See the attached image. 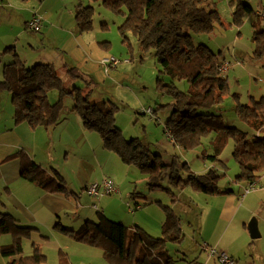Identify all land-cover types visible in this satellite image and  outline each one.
Segmentation results:
<instances>
[{"label":"rangeland","instance_id":"374dc122","mask_svg":"<svg viewBox=\"0 0 264 264\" xmlns=\"http://www.w3.org/2000/svg\"><path fill=\"white\" fill-rule=\"evenodd\" d=\"M79 1L10 0V9L0 7V54L7 47L13 46L26 65L33 63L42 55L50 56L49 63L60 73L70 89L75 88V93L80 92L84 95L91 89L89 102L104 101L116 106L115 124L125 140L137 138L148 144L153 153L159 152L165 162H169L170 156L176 155L187 163L190 171L196 174L204 173L213 166L203 158V153H211L207 141L203 143L204 147L183 151L174 145L164 132L165 123L172 110L170 105L172 99L162 94L156 84L159 67L152 50L142 51L131 32L127 31L122 35L118 27L124 22V14L113 13L99 2L81 0L83 5H91L94 8V16L92 29L78 34L73 12ZM209 1L210 8L217 11L218 21L214 23L210 32L193 34V41L195 44L207 45L224 60L226 67L223 71L229 86V92L223 96L221 103L224 119L241 130L249 131L235 113L236 102L233 94L239 96L241 103L248 102L250 97L255 99L264 97V65L254 58L251 41L254 29H264V0ZM239 1L251 6L255 12L246 15L241 25L237 26L231 22L232 13ZM3 12H7L8 15L5 16ZM34 13V16L43 18V22L46 23L44 30L37 33L28 30L24 23V17L29 16L26 18V21H29ZM73 35L78 38L79 43L75 46L70 40L71 52L67 56L63 55L62 44L67 37ZM61 56L67 58L63 63L77 68L92 82L86 84L84 80L79 79L72 83L66 79L62 74L65 64L59 62ZM106 58H114L120 63L116 67L107 69L100 64V61ZM178 86L183 91L188 89L187 83H179ZM57 98L56 90L48 93L51 103ZM10 100L6 92L0 94V128L3 129L11 124L12 120L13 106ZM74 103L72 96L63 97L64 115L75 113L72 112ZM146 109L154 113L150 114ZM143 111L145 113H142ZM74 116L76 115L71 116L72 121L66 131H59L57 126L53 141L48 139L51 147L56 148V162L53 164L45 162V164L50 163L49 167L54 166V168L57 165L56 168L59 169L58 165H62L63 159L69 156V159L82 163L81 168L78 164L79 171L72 176V181L77 182L78 179L90 185L100 184L108 179L114 182L118 192L95 199L84 195L79 200L80 209L75 215L77 218L69 216L67 218L62 213L61 224L77 229L84 223L85 218L96 220V210H98L103 211L112 221H122L127 228L138 225L148 234L150 233L149 235L160 237L163 220L162 205H171L169 193L158 188L150 190L147 177L137 167L123 163L115 153L106 151L100 136L95 132L89 135L84 133L82 127L73 121ZM7 137L6 133L0 131V143H5ZM204 148L206 152H203ZM231 150L232 143L228 141L220 156L225 163V168H222L225 173L218 185L222 190L233 188L237 202L242 208L232 220H224L219 217V209L227 200L226 196L186 194L187 198H182L181 202L173 207L180 219L184 238L180 243L167 244L168 253L175 260V264H206L205 261L208 259L207 252L203 250L204 246L216 248L218 252L232 256L236 264H264V173L260 179V187H255L254 192L240 197L244 187L240 186L241 183L234 182L238 166L231 156ZM12 154L10 147L0 146V162L6 160L7 163L9 159L5 158ZM37 155V163H41L44 155L39 150ZM48 171L53 173L51 169ZM58 171L61 172V169ZM64 183L77 194L74 182L69 183L65 179ZM163 185L169 187L166 180ZM0 187V213L6 209L19 221L26 219L25 214L18 213L11 204L12 200L9 199L2 181ZM72 198L77 200L75 196ZM136 205L140 208L136 209ZM43 219L53 230L54 218L50 217L47 221L44 213ZM252 220L257 222L260 234L257 239H251L246 230ZM38 234L42 239H37L38 235H34L33 238L31 235L30 238H23V255L32 252V244L36 241L46 256V262L59 264L56 233L40 230ZM60 237L64 239L63 236ZM11 242V235L0 233V245H9ZM207 262L218 264L214 260ZM100 264L108 263L102 260Z\"/></svg>","mask_w":264,"mask_h":264},{"label":"trees","instance_id":"16d2710c","mask_svg":"<svg viewBox=\"0 0 264 264\" xmlns=\"http://www.w3.org/2000/svg\"><path fill=\"white\" fill-rule=\"evenodd\" d=\"M89 1L99 2L113 13L124 14V22L118 27L120 33L131 32L142 51L152 50L159 67L156 84L162 94L172 99V110L164 132L183 151L204 147L203 143L207 141L211 153H203V158L213 166L196 174L179 156L172 155L169 162H165L159 152L153 153L149 145L139 139L125 140L115 124L114 104L89 102L91 89L84 95L75 93V88L70 89L50 63L25 65L14 47L10 46L0 54V94L6 92L11 99L14 123H25L33 130L51 129L61 122L64 112L62 99L70 95L75 102L72 112L79 116L83 128L97 133L106 151L115 153L123 163L137 167L147 177L150 190L163 189L173 197L185 187L211 196L234 194L233 188L222 190L218 185L225 173L222 170L225 163L220 156L228 141L232 143L231 156L238 166L234 182L241 183L244 190L259 185L264 173V97H250L248 102L241 103L239 96L233 94L235 113L249 131L241 130L224 119L221 103L229 92L223 71L226 67L224 60L207 45L195 44L192 37L193 34L210 32L218 21L217 11L210 8V1ZM80 2L74 11L78 34L92 29L94 16V8ZM252 12L255 11L251 6L239 1L231 23L241 25L243 18ZM251 41L254 58L264 65V29H254ZM7 54L10 59L5 61L2 57ZM62 74L72 83L79 79L86 84L92 82L77 68L66 64ZM179 83H187L188 89L181 90ZM52 90L58 92L54 103L48 99ZM203 152H206L205 148ZM15 155L20 160L22 179L49 193L71 195L59 171L54 169L49 174L21 149ZM165 180L169 187L163 185ZM162 209L164 220L160 237H153L137 226L127 228L97 210L96 220L87 219L77 229L59 221L54 229L75 242L102 249L109 264H175L167 244L180 243L184 234L174 209L169 205H162ZM30 229L20 225L9 213H0V233L13 236L11 244L0 246V256L7 259V264H45V256L36 247L30 255H23L22 237H27Z\"/></svg>","mask_w":264,"mask_h":264},{"label":"crops","instance_id":"0c3cea01","mask_svg":"<svg viewBox=\"0 0 264 264\" xmlns=\"http://www.w3.org/2000/svg\"><path fill=\"white\" fill-rule=\"evenodd\" d=\"M9 6H10V0H0V7H8L10 9ZM75 10H76V7H75L74 11ZM3 14L5 16L8 15L7 12H3ZM34 15H35V13L31 16L30 20L34 17ZM28 17L29 16L24 17V23L25 24H27L30 21V20L26 21V18H28ZM73 19H74V12H73ZM41 20H42V28H41V31H42V30H44L43 27H44V25H46V23L43 22L44 21L43 18H41ZM74 23H75V21H74ZM70 40L75 44V46H76V44L79 43L78 38L75 35L67 37L65 39L64 43L62 44L63 55L67 56V54H69L71 52L72 45L70 44ZM9 57L10 56L7 54V56L2 57V59L6 61V60L10 59ZM50 60H51L50 56L42 55L39 59H36L33 63H35V62H47V63H49ZM60 60L61 61H59V62L63 63L64 61L67 60V58L65 56H61ZM33 63L28 64V65H32ZM63 64H65V63H63ZM146 110H148V109H146ZM142 113H145V112L143 111ZM72 115H76V116H74L73 121H75L79 127H82L84 133H86L87 135H89V133H92V132L87 131L83 128L79 116L75 113H71L69 115L68 114L64 115V113H63V118H62L61 122L51 129L44 130L43 128H37V129L33 130V129L29 128L27 126V124H25V123L15 124L14 120H13V111H12L11 124L9 123L6 127H4V129L0 128V131L2 133H6V135L8 136L5 140V143H0V146L10 147L11 152H13V154L11 156H7L5 158V159H9V161L7 160L8 161L7 163H6V160L0 162V181H2L4 183V188L6 190V193L9 196V199L12 200L11 204L16 208V210H18L17 211L18 213H24L26 216V219H23V221H19L18 218L13 216L6 209L2 213H9L12 217H14L19 222L20 225L30 227L31 229L27 231L28 232V236H27L28 238H30V235L32 236V238L34 237V235H38L39 238H37V239H42V236H40L38 234L40 230L56 233L55 240H56V244H57L58 249H59V255H58L59 264H91L92 262H96V263L100 264V261H102V260H104L106 263H108V261L106 260L104 254H103L102 249L95 248V247H92V246L87 245V244L75 242L72 239H70L69 237L59 233L58 231H56L54 229V227H53V230H51L49 228V226L47 225L48 222L44 221V219H43L44 213H46L47 221L49 220L50 217H52V218H54L53 221H55V223L57 221L60 222V215L62 213H64L66 215V217L69 216L72 218H77L75 215L77 213L76 211H78L80 209L79 200H81L84 195H87L88 197H90L92 199L102 197V196H100V197L89 196L85 190V188L88 185L87 183L80 182L78 179H77V182L72 181V176L74 174H77L79 171L78 164H80V168H81V164H82L81 161L77 162L76 160L69 159V156H68L67 158L63 159L62 165H58V168L61 169V172L60 171L59 172H60L62 178L63 179L65 178L69 183H72V182L75 183V188H76L77 194H75L71 190V188H69L67 185H66V187L69 191L72 192L70 196H72V197L75 196L77 198V200H74L72 197H70V198L65 197V195L61 194V193H49V192L43 191L35 183L27 182L20 177V160H19V157L17 155H15L17 153V151L20 149L23 150L33 162H35L37 165H39L40 167L45 169L49 174H51L48 171L49 169H51L52 171L54 169H56L57 171L59 170L56 168L57 165H55L56 167L54 168V166L49 167L50 163H48V165L45 164V162H51V164L56 162L55 161L56 160V157H55L56 148L51 147L50 140L48 141V139H52V141H53L55 129L57 126H59V128H58L59 131H62V132L66 131L69 123L72 121L71 120ZM58 134L60 136V132ZM43 138H44V140L42 141ZM38 150L40 151V153H42L44 155V159L42 161H40L41 163H37L38 162L37 161L38 160V157H37L38 156L37 155ZM93 184H95V183H93ZM240 186H243V185L241 184ZM258 186L259 185H257L256 187H258ZM185 188H186V190H185ZM185 188H183L182 190L175 193V197L169 195L171 198V205H169V206H171L172 208L175 207L178 203L181 202L182 198H187L186 194H188L189 196H192V195H195V193H197V192L192 191L189 187H185ZM254 188H255V186H254ZM0 190H1V187H0ZM252 191H250V192H252ZM249 193H247V194L243 193V194L248 195ZM258 193H260V192H258ZM243 194L240 197H244L245 195H243ZM224 196L227 197V200L224 202L222 207H220V209H219V217L221 219H224V220H232V218H234L235 215L237 213H239L242 206L240 205V203L237 202V196H235V194L223 195V197ZM189 199L190 198H188V200ZM136 206H139V205H136ZM4 208H5V206H4ZM101 212L103 213V211H101ZM162 213H163V220H164L163 209H162ZM56 219H57V221H56ZM87 219H89V217L85 218L84 221ZM163 220H162V223H163ZM55 223L53 224V226L55 225ZM120 223L123 224L122 221H120ZM68 224H69V222H68ZM243 224L245 225V221L243 222ZM136 226L140 227L138 225H134L130 229H133ZM44 228H46V229H44ZM181 228H182V226H181ZM141 229H143V228H141ZM246 230L248 231V229H246ZM160 231H161V226H160ZM9 235L12 236V234H9ZM59 235L63 236L64 239L62 237H60ZM23 238H25V237H22V240H23ZM12 240H13V236H12ZM0 246H5V245H0ZM33 247H36L45 256L43 251L40 249L39 243L34 241L32 244V251H33ZM30 254H28V255H30ZM2 258L3 257L0 256V264H7V261H6L7 259H5V258L2 259ZM45 258H46V256H45ZM207 259L208 260L205 261L206 264H209V262H207L209 260L216 261L215 259L209 258L208 256H207ZM235 262H236V260H235ZM45 264H48V263L45 262Z\"/></svg>","mask_w":264,"mask_h":264},{"label":"built area","instance_id":"2783aa9c","mask_svg":"<svg viewBox=\"0 0 264 264\" xmlns=\"http://www.w3.org/2000/svg\"><path fill=\"white\" fill-rule=\"evenodd\" d=\"M26 28L32 32H39L41 29V18L34 16L27 24ZM120 62L114 58H106L100 61V64L105 66L107 69L109 67H116ZM147 112L152 114L151 110L148 109ZM254 190V186L245 188L244 193L247 194L250 191ZM86 192L91 197H100L104 195H113L118 192L114 182L111 180L105 179L100 184H92L86 188ZM139 206H136L138 209ZM203 250L207 252L209 258L215 259L218 264H236L235 260L228 256L224 252H218L216 248L204 246Z\"/></svg>","mask_w":264,"mask_h":264},{"label":"water","instance_id":"95a60500","mask_svg":"<svg viewBox=\"0 0 264 264\" xmlns=\"http://www.w3.org/2000/svg\"><path fill=\"white\" fill-rule=\"evenodd\" d=\"M248 232L249 235L251 237V239H257L260 237L258 228H257V222L255 220H252L249 224H248Z\"/></svg>","mask_w":264,"mask_h":264}]
</instances>
